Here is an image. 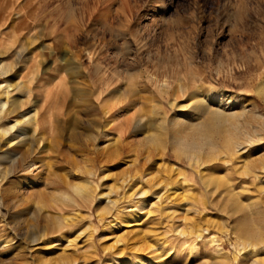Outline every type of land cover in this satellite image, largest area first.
I'll return each mask as SVG.
<instances>
[{
	"label": "rangeland",
	"instance_id": "rangeland-1",
	"mask_svg": "<svg viewBox=\"0 0 264 264\" xmlns=\"http://www.w3.org/2000/svg\"><path fill=\"white\" fill-rule=\"evenodd\" d=\"M263 85L264 0H0V99L11 104L0 130L26 112L43 123L14 151L19 159L33 145L35 169L0 183V264H264V237L237 233L264 230ZM199 101L243 111L242 152L192 165L156 144L168 120L206 121ZM92 166L80 197L71 186ZM137 170L161 198L151 210L142 201L108 210L101 192ZM57 190L73 201L53 203ZM57 210L76 219L66 223L80 234L72 247L45 246L59 238Z\"/></svg>",
	"mask_w": 264,
	"mask_h": 264
},
{
	"label": "bare ground",
	"instance_id": "bare-ground-1",
	"mask_svg": "<svg viewBox=\"0 0 264 264\" xmlns=\"http://www.w3.org/2000/svg\"><path fill=\"white\" fill-rule=\"evenodd\" d=\"M260 87L261 88L259 90V94L262 97H264V85ZM21 92L22 91L20 89L19 90L13 89V93L20 94ZM25 93L24 95L28 97V95L31 94V91H29L27 94V90H26ZM8 96L10 95L5 96L6 98L0 99V115L8 114L9 109L11 108V104L9 102ZM206 104H207L206 101H201V102L199 101L196 108H194V111L196 113H200L201 116L202 115L208 116V119L206 121L200 124L197 123L195 124L188 122L186 120H181L178 117H175L170 121L168 120L169 123L163 124L161 126L162 138L156 141V144L163 147L164 150L171 149L176 153L186 154L187 157L190 159L192 165L195 163L194 161L198 162L205 156L207 157L218 156L221 153V150L223 151V155H226L228 157H232L242 152L245 148L241 135V130H242L241 127H243L241 124L243 123V121L240 120V118L244 117L241 114L243 111L242 112L239 111L240 114H238L237 112L233 113L232 111L226 112V110H228L229 107L227 105H224L223 102H218L217 109L215 110H211L210 108H207L205 106ZM250 111L249 112L244 111L249 115L248 116L249 118L253 116V118H255L256 121L257 120L259 121L261 119V116L257 117L255 112L253 111L250 112ZM12 112H13V108L10 110V114ZM28 114H30V112L29 113L26 112L25 114H23L21 116V120H16L9 127L0 130V146H4V147H0V154H1L0 162H2L0 165V183H3L5 180H8L10 178L13 169L17 171L18 168L22 167L21 169L22 172H25L32 168L35 169V164L27 162L28 153H30L29 158L31 155L33 156L35 154V149L33 151L34 148L33 145L30 144V147L26 151V154L21 155L19 159H16L14 155V151L17 146H19L22 143H25L27 145L29 138L27 134L28 126L34 127L36 129L34 136L37 133V131L43 129V125H42L43 123L38 119L27 118ZM243 124L249 125L251 123L247 119ZM259 128H261L263 130L262 132H264V123H261ZM105 150L106 148L104 149V151ZM3 163L4 164L9 163L10 168L4 167ZM96 172H97V168L92 166L90 168V171L87 173L89 179L71 186L75 194L81 197L84 193L89 192L91 186L93 185L91 178L96 176ZM106 173L107 171H104L103 174ZM261 173H264V168L261 171ZM152 183H153V179H151V177H149L148 175L143 176L141 172L137 170L136 173L134 172L130 175H127L126 177L121 178L118 181V186L112 188L111 191L101 192L99 200L102 202V204H105V206L108 207L109 208L108 210L110 211H116L117 209L120 208L121 204L126 201H130L131 203L137 205L140 203V201H142L145 208L151 210L153 209L154 206V204L151 205L153 200H159L158 198H161V197H157L151 199L152 197L155 196V194L151 193L153 188ZM57 191H58L57 195H55L52 198L53 203L58 204L59 201H67L69 203V201H73L72 199L73 197L71 194L67 192H63L61 190H57ZM90 196L91 195H89V197ZM113 196H116V198L113 199ZM74 204H77V202H75ZM2 208H3V203L0 200V216H2V212H1ZM39 209L41 211L44 210L45 207L42 206L39 207ZM54 213H55L54 217H56V219L58 220H63V224L61 223V221H59V224H57L58 226L52 229V231L58 233L59 238L53 241L50 240L46 242L45 246H52L54 243L60 242L62 241V239L65 238L68 239V243H70V247L74 246L75 243L80 240V234L75 235L74 237L73 236L74 234H71L70 229L66 230V228L68 227L66 223H68L69 219H75V218L65 217L61 213V211L58 210ZM147 214H150V211H148ZM131 223L132 222L129 221L123 224H117L116 227L122 229L123 225L125 224H129L128 226H132ZM205 232L200 231L197 238L201 239ZM263 232H260V230H257L249 226L246 229L239 230V232L237 233L249 238L253 242V240L258 241V239L264 237ZM47 235H48L47 233L40 235L37 239H34L33 243L41 241L43 238L47 237ZM12 237L13 236L11 235L7 237L8 244L14 243L12 242ZM102 237L104 238V235ZM69 238L71 240H69ZM89 249H90L89 247L86 248L82 247L78 249V252L79 254L80 253L83 254V252H87ZM117 256H121V255L116 254L115 257ZM117 261L120 260L112 259V261L110 262L101 260L96 262V264H118ZM84 262L85 260H83V262L73 260V261H66L65 264H84ZM141 262L142 264H147L144 260Z\"/></svg>",
	"mask_w": 264,
	"mask_h": 264
}]
</instances>
